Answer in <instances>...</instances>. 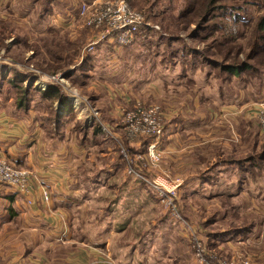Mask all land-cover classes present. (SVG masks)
Instances as JSON below:
<instances>
[{
  "label": "rangeland",
  "instance_id": "1",
  "mask_svg": "<svg viewBox=\"0 0 264 264\" xmlns=\"http://www.w3.org/2000/svg\"><path fill=\"white\" fill-rule=\"evenodd\" d=\"M71 2L0 6V110L36 111L48 140L83 149L65 167L79 180L66 206L70 235L53 237L107 241L113 264H198L188 224L221 257L264 264V130L250 117L264 99V0H216L205 20L194 18L195 0H132L151 26L127 46L102 42L91 52L94 31L48 15ZM241 64L238 73L225 67ZM50 84L76 104L64 123L61 104L40 95ZM110 91L120 113L136 102L163 110L160 161H134L148 180L127 173L121 151L138 159L151 138H128L122 115L109 116Z\"/></svg>",
  "mask_w": 264,
  "mask_h": 264
},
{
  "label": "crops",
  "instance_id": "2",
  "mask_svg": "<svg viewBox=\"0 0 264 264\" xmlns=\"http://www.w3.org/2000/svg\"><path fill=\"white\" fill-rule=\"evenodd\" d=\"M71 1L64 0V6ZM79 1L91 0H75L74 6ZM50 14V18L57 15L60 21L66 20L65 13L60 16ZM108 96L109 116L118 122V95L110 91ZM121 99L124 104L130 100L126 96ZM39 108L40 103L35 106L36 110ZM46 137L40 113L31 111L29 116L20 117L0 110V150L17 167L33 170L36 181L34 192L28 197L31 203H27V197L15 189L0 185V264H113L107 241L53 237L55 232L69 230L66 206L78 192L72 182L79 180L78 175L73 178L70 171L65 172V167L69 154L83 149L74 142L50 141ZM41 187L48 190L47 202L41 199ZM49 230L51 236L46 233ZM5 247H10L11 260L8 262L4 258Z\"/></svg>",
  "mask_w": 264,
  "mask_h": 264
},
{
  "label": "built area",
  "instance_id": "3",
  "mask_svg": "<svg viewBox=\"0 0 264 264\" xmlns=\"http://www.w3.org/2000/svg\"><path fill=\"white\" fill-rule=\"evenodd\" d=\"M131 2L132 0L79 1L72 7L74 8L71 9L72 12L70 10L65 13L66 20L63 22L67 27L80 26L94 31L92 39L86 47L88 52L94 50L102 42L107 43L110 47L112 45L124 47L134 40L140 29L151 26L147 23L144 15L133 8ZM72 107L76 108L74 102H72ZM120 114L128 138L132 136L151 138L145 153L140 154L138 159L128 156L124 149L121 151V156L125 159L127 173L135 175L143 181L148 180L147 175L136 170L137 166L134 161L142 162L143 168L155 166L160 161L161 152L157 145L165 129L163 110L154 103L136 102ZM250 117L261 129H264V99L253 103V106L250 107ZM160 181V183L153 182L158 189L164 186L165 179H160ZM35 182L33 170L17 167L0 150V185L15 189L27 197V203H31V199L28 197L34 192ZM39 192L41 199L47 202L49 200L48 190L41 187ZM186 227V236L191 242L198 264H251L248 260L240 258L221 257L202 243L194 234L192 226L186 224Z\"/></svg>",
  "mask_w": 264,
  "mask_h": 264
},
{
  "label": "trees",
  "instance_id": "4",
  "mask_svg": "<svg viewBox=\"0 0 264 264\" xmlns=\"http://www.w3.org/2000/svg\"><path fill=\"white\" fill-rule=\"evenodd\" d=\"M215 1L216 0H195L196 7H195V14H194L195 17L194 18L195 19H199L200 17H202L201 20H205V18H206L205 14L209 13L210 10H213V9L217 8L216 7L217 5H215ZM258 29L260 30V32L262 30H264V19L261 20ZM85 30L89 31L91 29L85 28ZM225 67L230 72L238 73L239 70H241L242 68H246V65L245 64H241V65H237V66L226 65ZM35 76H34V79L36 78ZM39 90H40L39 91L40 95L43 98H46L47 100L48 99L49 100L50 99L51 100H56L57 99V101L61 104V109H60L61 113L59 115H57V116H58L59 122H63L64 123L65 120H66V117L68 115L69 108L72 109V105H71L70 100H67L66 97L59 92L58 87L56 85H54V84L47 85L45 89H43V90L39 89ZM26 100H27V96H26ZM22 102H23L22 100L19 101V103L17 105L19 107V109H22V107H23V103ZM19 111H21V110H19ZM65 111H67V112H65Z\"/></svg>",
  "mask_w": 264,
  "mask_h": 264
}]
</instances>
